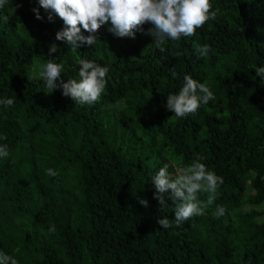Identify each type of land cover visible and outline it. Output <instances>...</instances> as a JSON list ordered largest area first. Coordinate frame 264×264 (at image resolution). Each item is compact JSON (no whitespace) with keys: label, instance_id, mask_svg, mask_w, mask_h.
I'll list each match as a JSON object with an SVG mask.
<instances>
[{"label":"trees","instance_id":"1","mask_svg":"<svg viewBox=\"0 0 264 264\" xmlns=\"http://www.w3.org/2000/svg\"><path fill=\"white\" fill-rule=\"evenodd\" d=\"M210 2L217 19L167 41L163 53L149 35L115 37L110 22L95 45L73 52L55 38L63 21L50 22L38 0L0 8V99L15 101L0 105V145L9 150L0 158V252L18 264H264V78L255 72L264 67V0ZM204 44L207 58L196 51ZM81 58L109 68L94 105L27 79L55 59L62 79L79 80ZM185 75L215 99L176 118L167 96ZM197 160L224 184L204 215L176 227L175 205L169 199L161 211L152 176L168 165L174 177ZM217 206L224 216H213ZM163 216L172 227L157 223Z\"/></svg>","mask_w":264,"mask_h":264},{"label":"clouds","instance_id":"2","mask_svg":"<svg viewBox=\"0 0 264 264\" xmlns=\"http://www.w3.org/2000/svg\"><path fill=\"white\" fill-rule=\"evenodd\" d=\"M6 3L7 0H0V8ZM38 3L40 8L49 13L50 22L55 17L63 21V28L55 38L68 45L73 52L84 45H95L99 40L97 33L110 22L108 31L115 37L135 39L136 33L140 32L151 36L155 46L163 53L167 41L194 36L197 29L216 20L220 14L219 8L212 10L210 0H38ZM32 11L36 19H43L39 8H33ZM145 24L152 25L146 32L143 27ZM82 29L89 35H84ZM58 50L55 43L51 44L49 56ZM196 51L200 57L207 58L212 50L208 44H204L197 46ZM174 55L180 56L182 53L177 51ZM76 63L80 66L79 80L62 79L64 66L56 63L55 59L33 66L27 79L43 81L51 93L62 90V95L71 98L75 105H94L104 93L109 68L84 58L78 59ZM255 72L258 77L264 78V67H259ZM171 75L174 79L178 78L174 67ZM214 99V93L206 83L185 75L179 92L167 96L166 108L174 113V117L184 118L195 114L201 105H207ZM14 102V99H0V105L5 108L12 106ZM5 139L6 136H0V140ZM8 156V145H0V158ZM46 174L57 176V172L51 168L46 170ZM152 184L156 190L154 199L161 205V211L169 206V199L175 205L173 220L176 227H180L193 216L205 214V210L216 200L217 190L224 184V179L197 160L187 167L177 169L174 177L170 175L168 165H164L152 176ZM202 193L207 194L206 200L199 199L198 194ZM139 203L145 208L149 206L147 199H139ZM225 211L223 206H217L213 216L222 217ZM173 220L163 216L158 218L157 223L163 229H168L172 227ZM50 231L54 232L55 227ZM0 264H18V261L13 256L0 252Z\"/></svg>","mask_w":264,"mask_h":264},{"label":"rangeland","instance_id":"3","mask_svg":"<svg viewBox=\"0 0 264 264\" xmlns=\"http://www.w3.org/2000/svg\"><path fill=\"white\" fill-rule=\"evenodd\" d=\"M245 210L247 211V210H248V208H245Z\"/></svg>","mask_w":264,"mask_h":264}]
</instances>
